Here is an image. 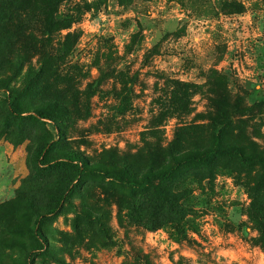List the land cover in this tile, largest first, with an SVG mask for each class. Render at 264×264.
Masks as SVG:
<instances>
[{
	"label": "rangeland",
	"instance_id": "obj_1",
	"mask_svg": "<svg viewBox=\"0 0 264 264\" xmlns=\"http://www.w3.org/2000/svg\"><path fill=\"white\" fill-rule=\"evenodd\" d=\"M218 107L264 157V0H0V264H264L259 165L177 173L180 214L91 171L203 146Z\"/></svg>",
	"mask_w": 264,
	"mask_h": 264
},
{
	"label": "trees",
	"instance_id": "obj_2",
	"mask_svg": "<svg viewBox=\"0 0 264 264\" xmlns=\"http://www.w3.org/2000/svg\"><path fill=\"white\" fill-rule=\"evenodd\" d=\"M74 17L66 15L65 25L68 27L73 22ZM8 105L11 112L15 115H21L22 111L16 108L11 95H8ZM217 117L212 121L211 134L209 140L203 146H168L164 148V157L159 167H151L147 171L141 173L138 177L124 178L120 173L115 171H108L103 167H93L91 171H95L105 177L115 178L122 183L129 185L133 190H141L146 193L152 188L151 193L156 191L157 202L163 208L176 213H183L186 208L181 205L180 197L177 193L165 189L163 184L168 183L170 179L175 177L177 173L191 167H207L211 163H215L219 159L225 157H235L241 166L259 165L264 169V157L257 152L246 153L242 147L237 144L224 142L222 139V132L228 123L225 115L229 112L228 107H218ZM39 116H44L43 112L37 111ZM33 117V115H29ZM65 161L76 162L78 167V175H85L89 172L91 165L88 161L80 155L75 153H68L60 158L54 160H43L42 163L48 167H57ZM124 165L123 175H130L131 168ZM197 172H201L200 169ZM156 183V185H155ZM154 185V186H153ZM264 198V195H263ZM179 201V202H178Z\"/></svg>",
	"mask_w": 264,
	"mask_h": 264
}]
</instances>
